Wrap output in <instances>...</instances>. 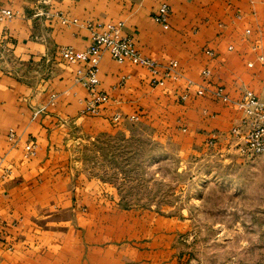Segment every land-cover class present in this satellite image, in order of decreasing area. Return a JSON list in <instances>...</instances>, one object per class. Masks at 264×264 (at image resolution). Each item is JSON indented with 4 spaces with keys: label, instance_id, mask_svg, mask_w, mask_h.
Instances as JSON below:
<instances>
[{
    "label": "crops",
    "instance_id": "1",
    "mask_svg": "<svg viewBox=\"0 0 264 264\" xmlns=\"http://www.w3.org/2000/svg\"><path fill=\"white\" fill-rule=\"evenodd\" d=\"M163 1L168 29L153 17ZM1 9L14 14L0 19V264H183L168 244L183 220L124 206L76 176L72 130L98 135L140 121L173 128L197 155L212 137L219 152L241 154L232 130L242 114L211 91L221 86L237 100L249 89L264 99V0H0ZM86 21L123 22L144 55L178 60L183 77L154 85L147 68L105 52L99 90L110 99L89 115L86 67L59 53L90 44Z\"/></svg>",
    "mask_w": 264,
    "mask_h": 264
},
{
    "label": "rangeland",
    "instance_id": "2",
    "mask_svg": "<svg viewBox=\"0 0 264 264\" xmlns=\"http://www.w3.org/2000/svg\"><path fill=\"white\" fill-rule=\"evenodd\" d=\"M170 129L140 121L98 135L73 129L74 174L104 185L124 206L180 217L168 244L183 264H264V154L207 144L197 155Z\"/></svg>",
    "mask_w": 264,
    "mask_h": 264
},
{
    "label": "built area",
    "instance_id": "3",
    "mask_svg": "<svg viewBox=\"0 0 264 264\" xmlns=\"http://www.w3.org/2000/svg\"><path fill=\"white\" fill-rule=\"evenodd\" d=\"M13 14L14 12L10 9H1L0 19ZM170 15L171 6L167 1H163L153 17L156 22L168 29L170 27ZM63 21L65 23H79L76 18L72 20L63 18ZM83 24L91 32L90 44L81 51H77L71 46H65L60 49L59 53L63 59L71 63L81 62L86 67L83 79L91 95L87 107L88 113L98 114L100 106L110 99L108 93L99 90V66L105 52H109L112 58L119 63L130 61L147 68L151 74V83L154 85H163L166 79L178 80L183 77L178 60L172 59L167 64H162L144 55L129 36L122 34L123 22L100 24L94 21H86ZM261 59L264 60V57L261 56ZM203 75H210V71L204 70ZM211 93L223 102H233L242 114L240 124L232 130L233 135L238 138L237 148L240 153L249 157L264 154V99L249 89L245 90L237 100H232L221 86L212 90ZM42 110H38L36 115ZM120 117L117 114L114 119L118 121ZM14 136L15 133L11 130L10 139H13ZM208 144H215V137H212ZM26 150L28 154H33L35 143L29 142Z\"/></svg>",
    "mask_w": 264,
    "mask_h": 264
}]
</instances>
